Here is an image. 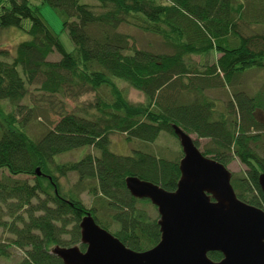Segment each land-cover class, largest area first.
<instances>
[{
	"label": "trees",
	"instance_id": "16d2710c",
	"mask_svg": "<svg viewBox=\"0 0 264 264\" xmlns=\"http://www.w3.org/2000/svg\"><path fill=\"white\" fill-rule=\"evenodd\" d=\"M94 1L0 0V31L30 37L14 57L0 51L12 57L0 59V257H13L14 248L23 255L18 264H64L56 247L85 252L81 223L88 213L129 249L156 247L160 217L126 181L177 191L182 147L169 156L148 150L162 133L180 142L174 126L196 136L205 157L226 168L242 163L246 172L231 181L237 197L264 211V0ZM43 5L63 18L74 53L43 19ZM55 53L61 59L49 61ZM125 87L145 102H131ZM33 123L41 128L34 138ZM114 134L125 137L130 155L111 150ZM80 150L79 161H56ZM72 174L77 181L67 189L61 179ZM24 176L34 183L18 178Z\"/></svg>",
	"mask_w": 264,
	"mask_h": 264
},
{
	"label": "water",
	"instance_id": "95a60500",
	"mask_svg": "<svg viewBox=\"0 0 264 264\" xmlns=\"http://www.w3.org/2000/svg\"><path fill=\"white\" fill-rule=\"evenodd\" d=\"M184 153L182 178L174 193L138 178L127 188L140 200H149L160 215L161 241L146 252H135L101 228L91 214L81 223L79 247H56L64 264H264V211L240 200L232 174L205 157L190 135L174 126ZM41 176L40 169L36 170ZM264 194V173L259 176ZM224 258L213 262L210 253Z\"/></svg>",
	"mask_w": 264,
	"mask_h": 264
},
{
	"label": "rangeland",
	"instance_id": "374dc122",
	"mask_svg": "<svg viewBox=\"0 0 264 264\" xmlns=\"http://www.w3.org/2000/svg\"><path fill=\"white\" fill-rule=\"evenodd\" d=\"M85 3L90 4V5H97V2L94 0H84ZM40 5V4H37ZM41 13L43 16V19L45 20V22L47 23V25L53 30V32L59 37L61 43L63 44L66 52L68 53H74V45L71 42L69 35L67 32H65L63 30V18L54 10L52 9L50 6L47 5H43L41 7ZM128 30V29H127ZM130 31V30H129ZM134 36L139 40V42H141L143 44V40L142 37H138L136 33H133ZM30 37L22 30L19 29H8V30H4V31H0V51H8L11 53V56L14 57L15 53H16V47L22 43V42H26L29 41ZM139 44V43H138ZM140 45V44H139ZM12 57L7 59L4 58L2 56H0V59L2 60H6V61H11ZM218 57H220L218 55ZM216 56L214 55L215 59ZM61 59V56L58 53L53 54L50 58L49 61L51 62H57ZM22 73V71H21ZM263 75V74H262ZM260 79L259 76L257 75L255 77V79L253 80L254 85L253 88L255 89V86L259 83ZM127 90V95H128V99L133 102V103H144L145 99L143 97L142 94H140L139 92H137L136 90H133L132 88H128L125 87ZM214 92H211L210 96L213 98H216L218 100H225L220 94L219 92H217L216 94H213ZM29 101L28 99L24 100V104H27ZM76 105V104H75ZM74 105V103L72 101H68L67 102V111L68 112H73L74 110H76V106ZM11 108L9 106H7L6 108V112H10ZM51 119L54 122L59 121V118L57 116H55L54 114H51ZM29 133L30 135L34 138L35 136H37L40 131L41 128L37 123H33L29 126ZM193 138V140H197L196 136H191ZM111 150L118 154V155H130L131 154V145H129L128 143H126L125 141V137L123 135L120 134H114L113 136H111ZM207 141L205 140H200V144L202 145V147L205 145ZM134 145L139 146V143H135ZM181 149V144L178 141V139H176L174 136L168 134V133H162L161 136L159 137V139L156 141L155 144H152V146L148 149L150 152H154L157 154H160L161 152L165 153L167 156L170 155V153H176ZM84 150H80V152H76V153H68L65 155H61L59 157L56 158V161L58 163H65V162H69V161H79L82 157H83V152ZM229 171L235 175V174H243L246 172V168L245 166L240 163L238 160L233 161V163L228 167ZM22 180H29L31 182V184L34 183L35 177H18ZM77 181V177L76 175H70L68 178L66 179H61V182L63 185L66 186V188H70L74 183H76ZM83 200L85 201V203L87 204L88 207H91L92 205V197L88 196V195H84L83 196ZM147 209L150 213L151 216L158 218L160 217L159 212L157 209H154V207L151 205L147 206ZM13 257L6 259L4 257H0V264H18L21 259L23 258V255L21 252H19L16 249H12L11 250Z\"/></svg>",
	"mask_w": 264,
	"mask_h": 264
}]
</instances>
